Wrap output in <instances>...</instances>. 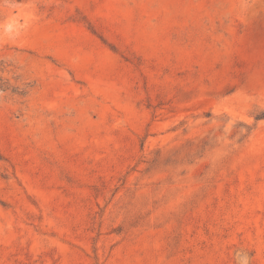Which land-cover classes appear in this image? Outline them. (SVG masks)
<instances>
[{
  "label": "rangeland",
  "instance_id": "obj_1",
  "mask_svg": "<svg viewBox=\"0 0 264 264\" xmlns=\"http://www.w3.org/2000/svg\"><path fill=\"white\" fill-rule=\"evenodd\" d=\"M0 264H264V0H0Z\"/></svg>",
  "mask_w": 264,
  "mask_h": 264
}]
</instances>
